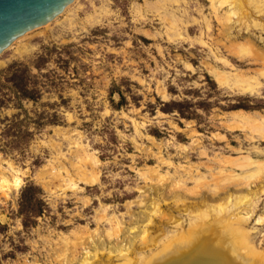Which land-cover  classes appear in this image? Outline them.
Returning a JSON list of instances; mask_svg holds the SVG:
<instances>
[{
    "label": "rangeland",
    "instance_id": "obj_1",
    "mask_svg": "<svg viewBox=\"0 0 264 264\" xmlns=\"http://www.w3.org/2000/svg\"><path fill=\"white\" fill-rule=\"evenodd\" d=\"M259 4L261 13L254 2L249 6L264 26V1ZM230 7L216 11L213 0H74L0 54V169L11 186L7 195L0 191V264L58 263L55 249L65 234L79 258L82 245L111 246L124 233L110 238L112 222L99 218L102 211L117 215L126 229L142 227L139 217L162 185L167 202L161 201L158 224L150 229L159 239L172 235L174 224L162 220L174 214L185 227L190 221L168 197L171 183L180 176L188 180L184 167L198 165L211 178L206 165L217 171V157L250 154L264 161V139L228 124L237 109L264 117V75L260 92L249 93L221 86L211 71H264L255 50L240 57L227 46L219 16ZM228 23L232 37L249 36L264 50V29L246 27L236 14ZM82 147L98 159L97 183L82 179L93 173L92 165L80 172L72 165ZM10 165L23 179L19 188ZM54 169L65 177L70 171L75 182L62 184ZM188 185L195 187L191 180ZM250 188L258 193L245 227L264 249V220H257L264 215V175L243 189ZM93 230L96 239L79 244ZM73 259L66 261L82 264Z\"/></svg>",
    "mask_w": 264,
    "mask_h": 264
},
{
    "label": "bare ground",
    "instance_id": "obj_2",
    "mask_svg": "<svg viewBox=\"0 0 264 264\" xmlns=\"http://www.w3.org/2000/svg\"><path fill=\"white\" fill-rule=\"evenodd\" d=\"M263 1L264 0H213V5L216 11L225 4L231 5L230 9H228L229 11L219 16V19L222 21L221 24L224 27L222 32L225 38L229 39L231 42L230 45H226L228 47H233L235 53L240 57L247 56L248 53L254 55L255 50L257 55L262 58L264 62V50L259 49L249 36L244 41L237 39V33L235 37H232L230 34L232 25L228 23L236 14L241 23L244 22L246 27L258 26L264 29L260 20L252 18L253 12L249 6L250 3L254 2V9H257L261 13L263 10L259 3L263 5ZM217 2H219V6L216 5ZM250 18L252 22L249 23L248 21ZM44 25L47 26L48 23ZM223 60L225 61V59ZM211 71L221 86L227 85L249 93L260 92L262 81L259 76L261 74L264 75L262 69L258 70V72L256 71V74H250L240 69H237V71L233 73H228L213 67H211ZM259 112L260 111L257 112L256 110L251 112L246 109L231 111L234 121L228 124L232 126V128L247 127L254 133L252 137L257 134L259 138L264 139V117ZM222 117L224 116L222 115ZM82 150L83 153L78 156V161H72V165L79 170L78 172L81 170L85 171V165L87 163L92 165L93 173H84L86 176L82 179L87 183H97L100 180V173L93 167L94 164L98 162V159L93 154L86 152L83 147ZM244 153H246V151ZM252 157L253 156L250 154H242L236 158H231L229 156L224 158L215 157V161H217L219 165L220 163L222 164L217 167V171H213L214 169L212 166L206 165L207 169L210 170L211 178H208V173L198 169V165H195L194 169H192V165L188 166V169L185 167L183 168L184 172L182 175H188V180L180 176L178 180L176 179L171 183L169 186L171 195H168V197L172 196L175 198V202H177L176 210L179 212H181V209L186 210V214L190 219L187 227H185L181 219H176V215L172 214L166 218L167 222L164 220L162 221L163 223L174 224L177 229L176 232L168 236L163 234L160 239L156 237V235H153L150 224L152 226L158 224L155 221V213L162 212L160 207L161 201L167 202L166 197L163 195L164 193L161 191L165 188V185H162L161 188L154 190L156 193L154 196L150 195V206L149 208H145L142 215L139 217V220L143 221L142 227L135 224L129 227V229H126L122 225V220L117 215H108L106 211H102L99 218L103 220L109 219L112 222H110L111 225L108 229V233L110 234L109 237L112 238L113 235L117 236L120 234V230L124 233V235H122L123 237L117 238L115 244H111V246H106V243L103 241L100 242V246L86 245L85 243H88L90 238L96 236V232L93 230L91 233L89 232L90 234L84 235L87 236L85 241H80L79 244H85L82 245V247H85V250L79 258L76 252V244H70L73 242V239L69 237V234H65L63 235V240L65 242L55 249L56 253L54 258L58 263L54 262V264H69L66 260L73 258L81 261L82 264H264V249L256 245L251 230L245 227L251 214L250 211L253 210V204L258 190L252 188L245 190L243 188L245 186L248 187L253 180L262 179L264 175V161H258ZM224 163L230 164V168H228V165H226L227 167L224 166ZM10 167L11 170L14 171L13 184L16 188H19L23 180L21 176H19L20 174L18 175L17 171L19 169H16L12 165H10ZM235 167L242 168L243 172L235 173ZM53 171V175L63 180L62 184L69 185L71 182H75L70 171L65 170L68 173V177H65L60 169H54ZM0 172V191L2 190L7 195L8 189H11L9 183L10 179L4 169L1 168ZM157 172L158 170L153 169V173L156 174ZM142 175L147 178L146 171H143ZM217 177H220L219 181ZM67 178H69V183L66 181ZM189 180L195 183V187L188 185ZM220 181L223 183H219ZM229 185H235L239 188L237 187L235 191H231ZM222 187H227L224 195H220L221 191H218L222 190ZM202 188L210 191L213 190V192L210 193L211 195L200 192ZM143 191L145 192L146 190ZM192 196L195 198H192ZM189 198H192L193 201H190ZM207 199H210L211 202L207 201ZM224 202L227 203L226 206L222 205ZM257 220L263 221L264 215L261 214ZM162 225L165 224L156 227L159 229L163 227ZM136 231L138 233H136ZM134 233L136 234L134 235ZM138 241L140 244H138ZM159 241H161L162 244ZM147 250L150 252L147 253Z\"/></svg>",
    "mask_w": 264,
    "mask_h": 264
},
{
    "label": "water",
    "instance_id": "obj_3",
    "mask_svg": "<svg viewBox=\"0 0 264 264\" xmlns=\"http://www.w3.org/2000/svg\"><path fill=\"white\" fill-rule=\"evenodd\" d=\"M74 0H0V54L24 32L42 26Z\"/></svg>",
    "mask_w": 264,
    "mask_h": 264
},
{
    "label": "trees",
    "instance_id": "obj_4",
    "mask_svg": "<svg viewBox=\"0 0 264 264\" xmlns=\"http://www.w3.org/2000/svg\"><path fill=\"white\" fill-rule=\"evenodd\" d=\"M24 91H25V92H24V94H26V95H27V89H24Z\"/></svg>",
    "mask_w": 264,
    "mask_h": 264
}]
</instances>
